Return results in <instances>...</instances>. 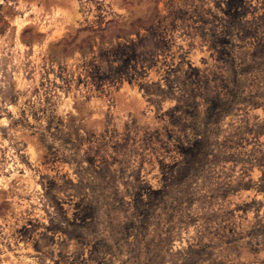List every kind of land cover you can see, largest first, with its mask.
Here are the masks:
<instances>
[{
	"label": "rangeland",
	"instance_id": "374dc122",
	"mask_svg": "<svg viewBox=\"0 0 264 264\" xmlns=\"http://www.w3.org/2000/svg\"><path fill=\"white\" fill-rule=\"evenodd\" d=\"M261 44L264 0H0V264H264Z\"/></svg>",
	"mask_w": 264,
	"mask_h": 264
},
{
	"label": "trees",
	"instance_id": "16d2710c",
	"mask_svg": "<svg viewBox=\"0 0 264 264\" xmlns=\"http://www.w3.org/2000/svg\"><path fill=\"white\" fill-rule=\"evenodd\" d=\"M262 47H264V44H261L260 47H257L256 52H255L256 53L255 57H257L259 60L256 61V58L253 59L252 62L247 63V65H245L243 68H241V70L251 71L256 66L264 63V55H261V53H262L261 48ZM234 97H235V94L230 93L229 96L225 100H223L221 102H215L212 105V107L209 109V114H208L207 119H206V125H205L203 135H202L201 139L197 142V147L193 150H189V152L186 155L185 164L181 167V172H182L183 177L185 179L189 178L191 175L197 176L200 173V171L202 170L203 164H205L207 162H211V161H217L218 157H216V156H212V158L208 157V155H209L208 149H209L211 138L213 135V129L212 128L217 123V121L220 118L223 110L227 106H230L232 104V102L235 100ZM259 126H261V125L258 124L257 128H255L253 130L257 132V130L260 128ZM257 162H259L258 163L259 166L264 168V154L258 158ZM263 179H264V171H262V175H261L260 180H263ZM250 184L251 183L249 181L246 183H240L239 182L236 186H238V187H250L251 186ZM159 193L160 192H155V194H159ZM109 250H111V248ZM150 253H151L150 245H149V243H146L142 247V251H140V249L137 250V248L133 249L134 255H131V256H134L136 263L139 262L138 259L142 256L144 260L141 262V264H151V259L148 256V254H150ZM111 254H113V256H115L114 255L115 253L112 251H111ZM158 256H159V254H158Z\"/></svg>",
	"mask_w": 264,
	"mask_h": 264
}]
</instances>
